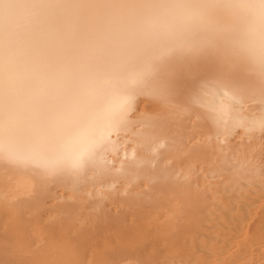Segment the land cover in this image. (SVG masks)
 <instances>
[{
    "label": "snow or ice",
    "instance_id": "6c2138e0",
    "mask_svg": "<svg viewBox=\"0 0 264 264\" xmlns=\"http://www.w3.org/2000/svg\"><path fill=\"white\" fill-rule=\"evenodd\" d=\"M141 96L264 134V0H0L5 160L87 175Z\"/></svg>",
    "mask_w": 264,
    "mask_h": 264
},
{
    "label": "bare ground",
    "instance_id": "6f19581e",
    "mask_svg": "<svg viewBox=\"0 0 264 264\" xmlns=\"http://www.w3.org/2000/svg\"><path fill=\"white\" fill-rule=\"evenodd\" d=\"M121 137L87 175L0 156V264H264V134L141 96Z\"/></svg>",
    "mask_w": 264,
    "mask_h": 264
}]
</instances>
